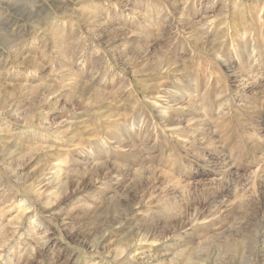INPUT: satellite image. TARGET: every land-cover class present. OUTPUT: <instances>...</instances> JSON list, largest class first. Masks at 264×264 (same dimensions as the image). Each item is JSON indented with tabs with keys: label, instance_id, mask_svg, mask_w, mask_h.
Instances as JSON below:
<instances>
[{
	"label": "clouds",
	"instance_id": "clouds-1",
	"mask_svg": "<svg viewBox=\"0 0 264 264\" xmlns=\"http://www.w3.org/2000/svg\"><path fill=\"white\" fill-rule=\"evenodd\" d=\"M217 2L208 0V10ZM129 3L26 0L18 22L0 30L2 61L51 23L87 19L95 38L107 36V44L137 38L119 49V64L104 65L102 84L108 74L126 80L130 68L138 79L174 78L180 85L161 92L142 84L147 103L137 100L126 119L97 113V101L89 98L81 111L96 117L94 126L102 119L110 123L95 142H83L82 167L76 170L49 164L47 174L32 179L23 171L31 154L12 166L18 149L8 153L0 161V264H264V19L257 21L264 0H223L218 26L197 23L189 31L180 26L190 0H172L171 6L165 0ZM165 40V47L148 55ZM178 41L182 47L174 51ZM198 62L208 63L211 72L198 70ZM75 63L94 80L101 75L95 65L85 68L82 54ZM8 71L0 69V77ZM209 77L216 81L211 89L204 86ZM124 91L125 85L116 89ZM135 96L129 91L122 101L126 108ZM73 99L83 97L70 93L68 103ZM62 124L53 120L37 127L55 143L87 130L75 118ZM257 163L255 188L229 204L234 186L253 182L249 170ZM177 179L186 197L176 193ZM53 241L67 248L57 249Z\"/></svg>",
	"mask_w": 264,
	"mask_h": 264
},
{
	"label": "rangeland",
	"instance_id": "rangeland-1",
	"mask_svg": "<svg viewBox=\"0 0 264 264\" xmlns=\"http://www.w3.org/2000/svg\"><path fill=\"white\" fill-rule=\"evenodd\" d=\"M165 2L171 6L172 0H165ZM142 3L146 4L147 0H142ZM207 3L208 0H190L188 17L180 27L189 31V26L197 23L211 22L218 26L219 22L215 20V16L223 8V0H218L217 7L212 10H208ZM25 5L26 0H0V30H7L10 25L16 24L25 13ZM119 5L120 7L133 6L129 0H119ZM172 10L174 15H178L179 10L183 9ZM261 19H264V10L257 12V21ZM113 26L116 25L113 24ZM92 27L87 19L84 23L72 18H66L60 23H51L43 32L30 35L27 45L21 46V51L10 56L6 54L4 60L0 61V69L5 67L10 69L6 75L0 77V161H5L8 153L18 149L17 156L11 158L12 166H15L20 156L27 157L30 153L31 158L28 159L23 171L31 173L32 179L39 178L41 174H47L46 169L49 164L65 172L82 167L80 161L83 158L80 152L86 147L83 142H95L93 138L103 136L105 125L110 123L102 119L98 127L94 126L96 117L81 111L88 106L89 98L94 97L97 101L92 105L97 113L102 112L103 116L115 115L119 119H126L137 100L147 103L140 92L142 84L157 85L161 92L164 88L178 89L180 87L179 84L171 82L174 78L138 79L132 75L130 68L124 72L126 80L118 74H108L109 82L102 84L104 65L119 64V49L124 47L125 42L136 41L137 38L118 37L111 44H107L105 42L107 36L95 38V32L89 30ZM211 36L210 33L208 38L210 39ZM167 43L166 40L158 41L149 48L148 55L151 56L156 49L165 47ZM191 43L194 41H190ZM180 47L182 45L178 41L173 45V50L179 51ZM191 53L192 49L189 47L188 54ZM81 54L86 62V69L90 70L94 65L97 67L101 74L97 79H92L90 71H78L79 65L75 61ZM20 61L24 64L21 65ZM196 67L202 73L211 72L206 62L203 64L198 62ZM31 69L35 71L29 75L28 72ZM215 82V77H209L204 80V86L211 89ZM121 85H125L126 88L123 94L116 92ZM129 91H135L136 96L130 100L126 108L122 101L126 100ZM70 93L83 97V100L73 99L69 104ZM159 94L153 93L154 96ZM73 118L80 120L87 130L82 134H70L61 143L45 138L37 127L45 121L54 120L63 128L65 125L62 122L71 121ZM259 167L257 163L249 170L253 181L251 184L232 188L228 199L229 204L242 199L248 190L255 188V177ZM33 169H35L34 172ZM241 174H245L243 170ZM40 182L43 183L42 180ZM84 182H87V178ZM176 185V193L186 197L187 189L180 187L179 179ZM75 186V181H70V187ZM68 199V197L65 198V200ZM20 211L17 209L14 215H18ZM192 211H196V206H193ZM11 219L10 217L4 223L10 224ZM65 238L68 239L67 235ZM52 243L57 249L67 248L63 241ZM63 254V252L60 253L61 257ZM44 255L50 257L51 251L45 250Z\"/></svg>",
	"mask_w": 264,
	"mask_h": 264
}]
</instances>
